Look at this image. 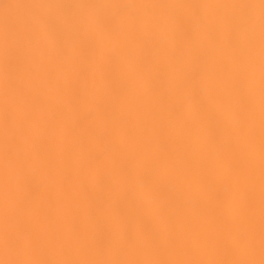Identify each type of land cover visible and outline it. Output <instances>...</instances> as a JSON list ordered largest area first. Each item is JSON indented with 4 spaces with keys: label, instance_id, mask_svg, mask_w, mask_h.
I'll list each match as a JSON object with an SVG mask.
<instances>
[{
    "label": "snow or ice",
    "instance_id": "6c2138e0",
    "mask_svg": "<svg viewBox=\"0 0 264 264\" xmlns=\"http://www.w3.org/2000/svg\"><path fill=\"white\" fill-rule=\"evenodd\" d=\"M0 264H264V0H0Z\"/></svg>",
    "mask_w": 264,
    "mask_h": 264
}]
</instances>
